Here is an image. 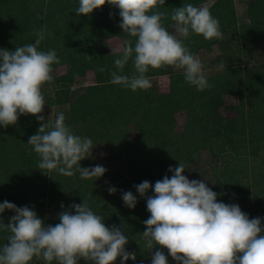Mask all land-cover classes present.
I'll list each match as a JSON object with an SVG mask.
<instances>
[{"label":"trees","instance_id":"1","mask_svg":"<svg viewBox=\"0 0 264 264\" xmlns=\"http://www.w3.org/2000/svg\"><path fill=\"white\" fill-rule=\"evenodd\" d=\"M169 1L173 9L188 3L187 0ZM78 6L79 0H0V50L14 51L15 47L34 43V33L45 30V39L38 50L56 51L60 63L54 64L53 69L66 66V73L50 82L55 93L47 98V105H68L63 112L66 124L93 121L91 127L94 129V138L98 139V143L103 140L107 142L109 152L117 159L120 167L117 181L101 185L100 178L83 180L78 176L81 183L75 179L79 185L70 187L65 184L66 176L53 171L56 175L48 188V175L41 170L40 174L32 175L35 177L30 178L29 182L21 177L20 172L15 171L16 179L7 178L8 181L4 180L2 188L0 186V203L8 201L17 207L27 206L34 210L46 225H55L59 223L58 214L61 211L69 210L70 205L74 203L82 204L86 201L92 211L103 218L107 227L116 225L127 236L126 251L136 255L133 264H151V253L145 247L142 236V232L146 230L143 221L149 218L150 213L147 211L146 198L140 197L134 186L143 181H149L154 186L155 182L162 180L165 175L171 178L173 173L168 171L169 167L175 168L179 163L184 165L183 174L187 176L188 166L200 159L201 151H213L216 147L219 152L217 155L213 154L214 156L224 153L229 159L236 157L240 164H251L255 168L260 151L263 150L261 153H264V142H256L255 149L252 146L253 141L246 137L236 140L235 137L242 134L247 136L251 132L247 128L246 119L250 117L246 116L245 109L252 108L251 103L258 98L264 104V97L260 95L264 93V62L254 65L255 73L250 75L249 70L243 77L240 58L234 60L235 55L229 52L226 54L224 67L229 71L231 69L228 68L234 67L233 75H226L224 80L219 82L214 81L218 75L207 76L211 87L203 91H198L195 86L186 82L182 69L177 70L171 66L150 68L146 74L149 79L169 77V91L159 93L156 87H151L148 90L133 92L122 85L111 83V73L117 71L114 61L123 50L110 52L104 31L110 29L113 36L121 39L123 48L125 40L130 39L133 45L135 44V38L128 36L119 27L122 22L119 9L105 4L95 16L96 23H93L91 15L85 18L83 15L77 16L75 9ZM158 10L166 14L164 6ZM209 10L211 15L219 20L223 35H230V32L234 34L225 35L226 42L219 39L205 40L203 36L195 34L188 39L180 37L194 56L218 43L229 46L236 42L246 49L252 43L264 41V0H254L248 4L244 14L246 21L241 20L237 27L231 22V16L234 14L231 0H217ZM162 23L166 27L168 19ZM94 24L95 30L92 29ZM101 67L104 68L103 72L99 71ZM88 71L93 73L95 83L87 86L85 92L71 102L68 98L71 87L77 78L84 77ZM119 74L129 77L135 74L132 59ZM258 78H262V81L257 82L258 90H255L249 84H253V80L255 83ZM229 94L239 97V116L236 118L223 117L219 113L223 95ZM261 103H258L259 107L263 105ZM179 111L185 112L186 119L181 130L176 131L174 116ZM40 126L41 123L30 114L20 116L17 124L13 125V130L11 126H0V164L7 166L4 158L5 141L11 138V135H15L16 140L23 137L25 141H21L20 146L27 148L29 137L36 134ZM130 133L135 135L130 137ZM88 138L91 139V136ZM88 158L89 161H80L81 167L86 168L92 164L90 154ZM261 161L264 164V159ZM222 162L227 164L228 161L224 159ZM36 170L39 168H35ZM242 173L240 176L244 175ZM231 174L226 180L233 181L234 193H219L216 188L220 185L219 182L212 188L217 193L218 201L237 204L249 218L255 215V218H261L264 223V207H260V201L264 199V169H260L258 175L254 174L252 177L254 185L258 188L255 192L244 189L240 179L239 182L233 180ZM110 187L117 189L115 194H109ZM128 191L137 198L134 209L126 207L122 200V194ZM146 195L151 196L154 193L150 189ZM249 200L253 201V205L246 208V202ZM61 205L64 207L61 208ZM71 210L74 213V209ZM14 214L5 210L0 214V218L7 224ZM9 235V232L0 230V247L7 243ZM165 254L167 255L166 250ZM120 259L118 258L115 264H120ZM30 264H45V261L33 258ZM52 264L56 262L53 261ZM79 264L87 262L81 260ZM169 264H176L170 256Z\"/></svg>","mask_w":264,"mask_h":264},{"label":"clouds","instance_id":"2","mask_svg":"<svg viewBox=\"0 0 264 264\" xmlns=\"http://www.w3.org/2000/svg\"><path fill=\"white\" fill-rule=\"evenodd\" d=\"M105 4L119 9V27L135 38L134 45L130 39L124 41L122 54L114 61L117 71L111 73L112 84L133 92L148 90L152 86L146 75L149 69L171 66L182 69L186 82L198 91L211 87L202 63L178 38L188 39L195 34L209 41L222 39L219 20L207 7L187 3L174 8L170 18L178 36L162 23L168 16L158 9L165 0H79L75 13L89 16ZM34 34V43L15 47L14 51L0 50V126L4 128L29 114L38 121L45 120L41 115L45 108L42 87L53 81L52 66L60 60L55 50H38L45 30ZM130 59L135 74H119ZM28 144L38 154V168L45 174L55 170L72 177L78 172L83 180H97L107 171L99 165L80 166V161L91 154L93 142L75 135L63 113H58L54 121L41 123ZM168 171L173 173L171 178L165 175L154 186L149 181L134 186L140 197L146 198L150 213L143 221L146 230L142 236L151 253V264H169V256L176 264H264L261 218L250 219L239 205L219 202L217 193L204 181L189 180L183 174L182 163ZM150 189L154 195L147 196ZM108 191L111 195L117 189L110 187ZM122 200L130 209L137 205L131 191L124 192ZM5 210L15 214L7 224L0 218V230L10 233L7 243L0 247V264H30L33 258L43 259L45 264H79L81 260L87 264H115L118 258L120 264H125L129 259L136 260L135 253L126 251L128 238L121 228L107 227L86 201L61 211L55 225H46L27 206L4 201L0 203V214Z\"/></svg>","mask_w":264,"mask_h":264},{"label":"rangeland","instance_id":"3","mask_svg":"<svg viewBox=\"0 0 264 264\" xmlns=\"http://www.w3.org/2000/svg\"><path fill=\"white\" fill-rule=\"evenodd\" d=\"M187 1L188 3H191L196 7H200L201 0H187ZM216 1L217 0H210V2H213V3ZM253 1L254 0H231V3L233 5V13H234L231 16V22L234 27H237L241 20L246 21V18L244 16L246 12V6ZM165 9L170 16L173 11V7L171 5V2L168 0H165ZM99 11L100 9H96L93 11L92 14H90L91 20L93 23H96L95 16L99 14ZM82 17L85 18V16H82ZM170 22H173L171 18H170ZM95 28L96 27L94 24V27L92 29L95 30ZM167 30L171 34L178 36V34L175 33V28L173 25H170L167 28ZM233 34H234L233 32H230L231 36ZM104 35H105V40H106V43H107V46L110 52H117V51L119 52L123 50L121 39L113 36L110 29H106L104 31ZM225 35L230 36L229 33H225ZM225 35H223L222 39H219V40L226 42L227 39H225L226 38ZM225 45L226 44L224 43L215 44L209 50L199 51V53L195 56V58L198 59L202 63L203 71L206 77L218 75V77H216L217 80L214 79V81H218V82L219 80L223 81L224 76L233 75V72L235 71L234 67L228 68V69H231V71L227 70L224 67V65L226 64L224 63L226 62L225 61L226 54H228L229 52H233V54L235 55L234 60H236L237 58L238 59L240 58V66H241L240 68L242 70L243 77L246 76V73L249 70H250L249 74L250 75L253 74L255 66L257 64H261L264 62V41L252 43L251 46L246 49H243L242 45H239L236 42L233 45H229V46H225ZM221 65H223V67H221ZM65 73H66V66L64 65V66H60V67L53 69L52 76L53 78H56V77H60L64 75ZM260 80L262 81V78H260ZM260 80L258 78V80L255 83L253 80L252 81L253 84H249V85L253 86V89L258 90L257 87L259 83L257 82H259ZM150 81L152 85L151 87H156L159 93L168 92L169 90V77L168 76L151 78ZM94 83H95V80H94L93 73L91 71L86 72L84 77L78 78L75 80L73 86L70 89V93L68 95L69 100L71 102L75 100L77 97H79L81 94L85 92L87 86L92 85ZM260 91H262L261 88H260ZM54 93L55 91H54V88H52L51 83H46L43 85L42 94L45 98V108H44L43 113H41V115L45 117V120L41 122V121H38L35 117V119L39 123H44V122L46 123L48 121H54L57 114L63 113L64 109L67 108L68 105H64L61 107L47 105V102H46L47 98L50 96H53ZM260 95L264 97L263 92ZM224 96L225 95H223L222 97L221 107L219 108L220 115L223 117L236 118L237 116H239L237 112V104L239 102V97H238V102L234 104L231 101L225 102V100L223 99ZM256 100L257 101H254L251 103L252 108L248 109L246 106L247 109H245L246 111H244L246 116L250 117L249 119H246L248 122L247 128L251 130L250 134L247 136L242 134V135H237L235 137L236 140H243V138L246 137L248 140L253 141L252 146L255 149H256V145H255L256 142H258L259 140L264 142V104L261 103L260 98ZM258 103H261L263 105L259 107ZM174 118H175L176 125H177L176 131H179L182 128L183 124L185 123L186 114L184 111H179L175 113ZM91 122L93 124V121L85 122V123H83L82 121H79L74 125H69L68 123L66 125L72 129L75 135H78L80 137L81 135L82 137L91 136V140L95 146L91 150V154H90L92 157L91 158L92 164L87 166L86 168H92V167L99 165L107 169L105 174L100 178V184L108 185V184H111L117 181V175L119 174L120 167L118 165L115 155L109 152V147H108L107 142L103 140L101 143L100 142L98 143V139L94 138V129L93 127H91L92 125ZM12 127L13 125H11V129ZM128 128L130 129L129 126ZM134 135L135 133L134 134L130 133V137ZM21 141L23 143L25 141L24 138L22 137L16 140L15 135L14 136L11 135V138L5 141L6 142L5 152H4L5 157H4V154H3V157L6 159L7 166L4 167L3 165L0 164V186L1 188L3 186L4 180L8 181L7 178H11V180L16 179L15 171H18V173L20 172L21 177L23 179H26L25 181L27 182H29L30 178L35 177V176H32L35 173L40 174V170L35 171V168H38L35 166L38 165L39 159H40L38 154L34 152L33 147L30 144L25 143L27 144V148H22L20 146ZM16 144L18 145L17 147L15 146ZM218 152H219V149H217V147L213 151H210V149L201 151L200 159L188 166L187 177L189 178V180L204 181L207 184V186L210 187L211 189L216 186V182H219L220 185L216 187L219 193L223 191L226 194H232L235 191L234 190L235 186L232 184L233 181L226 180L227 178H230L228 177V175L232 173L231 177L233 178V180L236 179L239 182V179H240V181L243 184L244 189L246 188V189H249L250 192H253V191L255 192L258 188L254 185L252 177L254 176V174L258 175V171L260 169H264V164L261 161L262 159H264V153H261L263 152V150L260 151L259 158H257V161H255V168L251 164L249 165H246L245 163L240 164V160L237 159L236 157L234 159H229L224 153L220 156L213 155V154L217 155ZM21 157L23 158V160ZM88 157L85 158L84 161H89L90 159ZM224 159L228 161L227 164H224L222 162V160ZM242 172H247V173L244 174ZM241 173L244 175L240 176ZM47 174L49 175L47 177L48 188H49V186L52 185V179L55 177L56 173H53V171H51ZM57 174H60V173L57 172ZM78 176H80L78 172L72 177L66 176L65 184L67 186L69 185L70 187L71 185L72 187L78 186L79 183H81V181H79L80 179ZM75 179L76 181L77 180L79 181L78 184H76ZM260 203H261L260 207L261 208L264 207V199H262ZM252 205H253V201L249 200L246 202V208L247 207L251 208ZM47 215L49 216V214ZM252 218H255V215L252 216L250 219ZM125 264H133V260L129 259L125 262Z\"/></svg>","mask_w":264,"mask_h":264},{"label":"crops","instance_id":"4","mask_svg":"<svg viewBox=\"0 0 264 264\" xmlns=\"http://www.w3.org/2000/svg\"><path fill=\"white\" fill-rule=\"evenodd\" d=\"M169 1V0H168ZM212 3L213 2H210V0H201V3H200V7H207L208 9L211 7V5H212ZM164 8H165V5H164ZM165 12H166V14H167V16H168V24H167V26H166V29L170 26V25H173L174 26V22H170V16H169V14L167 13V11H166V9H165ZM172 23V24H171ZM178 38H180V37H178ZM118 52V51H117ZM80 78H82V77H80ZM78 79V78H77ZM169 91V90H168ZM224 100H225V102H229V101H231V102H233L234 104H236L237 102H238V96H232V95H225L224 96V98H223ZM227 104V103H226ZM238 104H239V102H238ZM237 104V105H238ZM181 130V129H180Z\"/></svg>","mask_w":264,"mask_h":264}]
</instances>
